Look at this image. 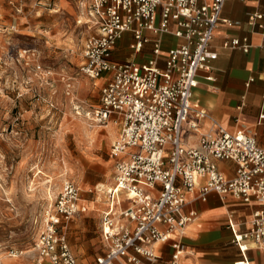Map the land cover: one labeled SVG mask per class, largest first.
<instances>
[{
  "label": "built area",
  "instance_id": "1",
  "mask_svg": "<svg viewBox=\"0 0 264 264\" xmlns=\"http://www.w3.org/2000/svg\"><path fill=\"white\" fill-rule=\"evenodd\" d=\"M89 1L96 30L82 44L79 70L102 80V86L99 106L83 109L82 115L98 127L111 122L118 128L111 146L113 183L104 191L95 187L104 194L99 224L104 250L89 264H181L182 240L196 218L186 206L190 198L205 201L210 193L256 203L250 229L234 231L232 242L242 252L249 244L264 251V146L244 128L228 130L213 119L203 128L207 114L193 100L200 73L209 72L217 57L211 48L216 27L233 24L221 17L228 0ZM247 22L264 34V13H248ZM125 32L133 36L134 52L149 42L154 57L112 62L111 52ZM162 35L179 40L167 50L163 69L158 65ZM223 47L247 53L251 45L243 37L225 40ZM71 89L67 83V95ZM219 161L234 164L231 177L218 168ZM87 210L79 188L64 182L36 219L31 264H81L60 228ZM164 244L171 249L167 260L159 252ZM22 253L12 249L8 256Z\"/></svg>",
  "mask_w": 264,
  "mask_h": 264
},
{
  "label": "rangeland",
  "instance_id": "2",
  "mask_svg": "<svg viewBox=\"0 0 264 264\" xmlns=\"http://www.w3.org/2000/svg\"><path fill=\"white\" fill-rule=\"evenodd\" d=\"M90 14L89 0H0V264L32 263L36 219L64 182L79 188L96 217L104 194L95 187L113 183L118 128L82 115L99 106L102 86L79 70L82 44L96 30ZM60 232L79 262L104 250L93 222ZM12 249L23 253L9 257Z\"/></svg>",
  "mask_w": 264,
  "mask_h": 264
},
{
  "label": "crops",
  "instance_id": "3",
  "mask_svg": "<svg viewBox=\"0 0 264 264\" xmlns=\"http://www.w3.org/2000/svg\"><path fill=\"white\" fill-rule=\"evenodd\" d=\"M251 12L264 13V0L225 2L221 17L233 24L219 23L216 27L211 48L217 57L210 62L209 72L200 73L193 91V100L207 114V120L202 121L203 128L208 127L210 119L216 120L228 130L244 128L254 136L259 146H264V117L260 118L264 116V34L255 32L248 24L247 14ZM143 35L151 40L155 38L149 31H144ZM243 37L251 45L247 53L223 47L225 40ZM159 40L158 65L163 69V58L167 50L179 40L170 35H162ZM132 42L131 32L123 33L111 52L110 60L115 63H143L154 57L151 43L144 44L140 52H134L131 49ZM208 75L212 77L211 80L205 78ZM217 166L228 177L234 174L232 162L219 161ZM255 207V202L247 204L231 195L221 197L210 193L205 201L190 198L186 210H194L196 218L187 227L182 240L184 254L181 264H264V251L248 243L249 249L242 252L232 242L234 231L246 232L250 229ZM69 222L63 227L68 229V234L93 222L96 230H99L102 243L100 214L96 217L87 212L80 213ZM67 241L70 250L75 247L70 236ZM159 252L161 259L167 260L171 254L170 246L161 245Z\"/></svg>",
  "mask_w": 264,
  "mask_h": 264
},
{
  "label": "bare ground",
  "instance_id": "4",
  "mask_svg": "<svg viewBox=\"0 0 264 264\" xmlns=\"http://www.w3.org/2000/svg\"><path fill=\"white\" fill-rule=\"evenodd\" d=\"M109 134H110L111 136H113V135H114L113 128H109ZM102 186H105V184H104V185H102ZM107 188H109V186H108V185H107Z\"/></svg>",
  "mask_w": 264,
  "mask_h": 264
}]
</instances>
